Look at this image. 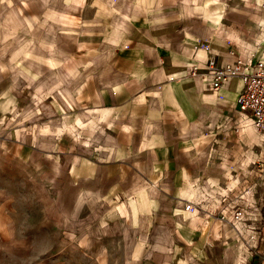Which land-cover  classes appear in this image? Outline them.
<instances>
[{"label": "crops", "instance_id": "obj_1", "mask_svg": "<svg viewBox=\"0 0 264 264\" xmlns=\"http://www.w3.org/2000/svg\"><path fill=\"white\" fill-rule=\"evenodd\" d=\"M56 1L36 4L42 17L44 6L49 11L52 35L61 22L71 25L75 10L86 3ZM213 1L160 0L162 6L147 5L146 13L132 16L127 30L115 22L118 34L111 42L127 43L126 50H64L61 57L55 45L45 55L40 51L42 61L29 87L26 78L12 82V56L18 59L22 53L12 55L11 48L3 49L9 39L0 40L5 64L0 69V139L47 161L50 173L47 167L42 170L51 175L50 185L68 217H80L91 202L100 207L120 202L116 208L129 204V225L117 235H130L132 247L125 248L147 251L142 263L253 261L244 245L248 228L235 233L230 222L221 219V213L232 219L231 201L245 204L249 199L245 178L251 169L242 167L239 194L227 182L218 190L212 179H203L199 141L224 121L226 112H237L243 87L233 78L213 89L207 80L209 59L224 65L257 51L264 40V7L262 0ZM19 65L16 69L23 72ZM67 65L78 73L60 80V68ZM257 138L260 144L264 135ZM249 212L258 218V209H246V215ZM162 233L172 241H161ZM135 256L128 258L136 264Z\"/></svg>", "mask_w": 264, "mask_h": 264}, {"label": "rangeland", "instance_id": "obj_2", "mask_svg": "<svg viewBox=\"0 0 264 264\" xmlns=\"http://www.w3.org/2000/svg\"><path fill=\"white\" fill-rule=\"evenodd\" d=\"M158 1L86 0L83 8L75 10L72 24L61 22L64 25L58 27L57 34L52 35L53 28L47 25L50 15L45 10L46 6L43 8V17L41 10H36V4L41 7L52 0H5L3 13H0V40L9 41L4 48L3 45L1 47L11 48L12 55L17 50L22 53L18 59L12 56V82L19 84L20 79L26 78V87L34 83L36 74L33 70L37 62L42 61L37 57L38 52L43 51L45 55L53 45L60 57L64 55V50L129 49L127 43L116 46L115 42H111L118 34L115 22L127 30V25L132 24V16L146 13L148 6L151 9L162 6L163 3L158 5ZM172 1L176 4L178 0ZM204 1L214 3L212 0ZM227 1L232 3L239 0ZM262 3L264 7V0ZM37 12H40L39 16ZM117 15L119 20L116 19ZM123 21L126 23L123 24ZM20 62L22 65L19 66L25 68L23 72L20 68L16 69ZM4 67L3 59L0 58V69ZM67 67L60 68V80L67 81L77 75L75 68ZM236 111L235 114L226 112L224 121H220L214 129L205 131L199 142H202L204 150L203 179H212L218 190L227 182L234 185L235 193L239 194L243 191L240 180L243 178L244 164L251 169L247 172L249 178H245L250 184L246 190L260 178L264 138L260 144L256 142L263 133L255 127V135L249 133L250 141L246 142L248 126L254 125L248 117ZM43 167H47L50 173V165L41 155L19 144L9 143L4 138L0 139V264H135L134 260L128 258L131 254H137L134 257L136 264H146L140 261L146 257L147 251L125 248L132 247L130 235H117L122 232V227L129 225V204L116 208L120 202L109 203L107 207L91 202L87 204L88 208L80 212V217H68L50 185L51 175L46 176ZM248 204L247 201L240 205L246 208ZM233 205L231 201L229 218L232 217ZM215 213L219 214L218 211ZM145 222L146 219L143 220ZM234 232L237 233V230L234 229ZM159 239L172 241L164 233Z\"/></svg>", "mask_w": 264, "mask_h": 264}, {"label": "built area", "instance_id": "obj_3", "mask_svg": "<svg viewBox=\"0 0 264 264\" xmlns=\"http://www.w3.org/2000/svg\"><path fill=\"white\" fill-rule=\"evenodd\" d=\"M208 78L215 90L227 85L233 78H239L243 87L236 99L237 110L246 116L259 131L264 135V40L259 44L257 51L247 57H238L234 61L217 65L210 57L208 64ZM261 163V172L258 182L249 187L247 193L248 206L241 207L237 201L233 202L232 219H229L232 227L240 232L243 227L248 228V238L244 245L249 249L252 256L251 264H264V159ZM246 209H258V218L254 220ZM221 218L226 215L221 213Z\"/></svg>", "mask_w": 264, "mask_h": 264}, {"label": "bare ground", "instance_id": "obj_4", "mask_svg": "<svg viewBox=\"0 0 264 264\" xmlns=\"http://www.w3.org/2000/svg\"><path fill=\"white\" fill-rule=\"evenodd\" d=\"M116 1V0H115ZM213 1V0H212ZM242 1V0H241ZM211 2V1H210ZM219 2V1H218ZM216 3V2H215ZM214 4V3H213ZM207 5V4H206ZM224 5V4H223ZM223 5H222V7H223ZM187 7V6H186ZM188 9V8H187ZM217 11H218V9H217ZM215 12V11H214ZM204 13V12H203ZM209 13V12H208ZM213 21V20H212ZM219 23V22H218ZM246 126H248L247 124H246ZM248 133H250L251 135H255L254 133V129H253V127L252 126H248ZM243 131V130H242ZM241 132V131H240ZM246 132V131H245Z\"/></svg>", "mask_w": 264, "mask_h": 264}]
</instances>
